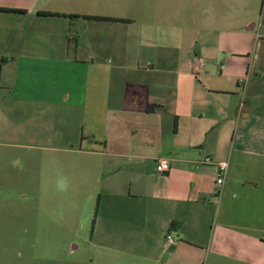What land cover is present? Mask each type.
<instances>
[{"label": "crops", "instance_id": "obj_1", "mask_svg": "<svg viewBox=\"0 0 264 264\" xmlns=\"http://www.w3.org/2000/svg\"><path fill=\"white\" fill-rule=\"evenodd\" d=\"M117 2L0 0V264L1 190L28 158L71 184L96 164L100 264H264V0L243 21L215 2L205 23L202 0L196 21L160 0L125 18Z\"/></svg>", "mask_w": 264, "mask_h": 264}, {"label": "rangeland", "instance_id": "obj_2", "mask_svg": "<svg viewBox=\"0 0 264 264\" xmlns=\"http://www.w3.org/2000/svg\"><path fill=\"white\" fill-rule=\"evenodd\" d=\"M249 1L253 0H202V10L198 11L206 13L203 14V23L210 18L214 19V15L209 16L214 14L213 7L216 2L224 11L227 5L229 6L230 12L226 16L233 14L243 21L247 15L244 8ZM160 2L168 10L177 9L179 5L185 6L192 12L193 19L197 20V11L193 9L194 0ZM156 3L158 0H135L134 5H131V0H119L115 7L119 9L120 15L131 18L148 9V6L154 9ZM111 6L102 3L97 10L113 12L115 8H110ZM258 10L253 8L248 13L252 14V18L259 24ZM47 153L43 151L38 154H42L41 159L49 161ZM39 157L37 155L35 159ZM57 157H62V154ZM60 163L64 165L65 162L59 161L58 164ZM21 164L22 161L19 166ZM47 164L46 166L45 162L28 158L24 163L25 170L19 177L16 174L18 165L13 164L10 193L7 194L5 189L1 190L6 193L8 201L5 203L10 206L5 218L9 215L11 264H22L23 261L24 264H100V249L93 233L102 198L98 185L102 175L96 173V164L91 163V168L85 173L78 172L79 177L75 175L77 180L71 184L72 181L66 176V172L62 171L64 169L57 170L51 177L49 169L52 163ZM0 195L3 196L1 193ZM3 212L6 213L0 211V216ZM117 259L116 257V261ZM110 263L113 261H108L107 264Z\"/></svg>", "mask_w": 264, "mask_h": 264}, {"label": "built area", "instance_id": "obj_3", "mask_svg": "<svg viewBox=\"0 0 264 264\" xmlns=\"http://www.w3.org/2000/svg\"><path fill=\"white\" fill-rule=\"evenodd\" d=\"M169 169H170V164L166 159H160L158 161V164H157L158 172L166 173L167 171H169ZM227 171H228L227 163H221L219 165V172H218V178H217L218 184L222 185L224 183ZM167 239L170 243H172L174 241L172 235H168Z\"/></svg>", "mask_w": 264, "mask_h": 264}, {"label": "trees", "instance_id": "obj_4", "mask_svg": "<svg viewBox=\"0 0 264 264\" xmlns=\"http://www.w3.org/2000/svg\"><path fill=\"white\" fill-rule=\"evenodd\" d=\"M4 11H14V12H22L21 10H12V9H2ZM42 15H58V16H69V17H79L81 15H77V14H61V13H47V12H41ZM84 18H88V19H97V20H117V21H125L124 19H113L110 17H104V16H89V15H85Z\"/></svg>", "mask_w": 264, "mask_h": 264}]
</instances>
